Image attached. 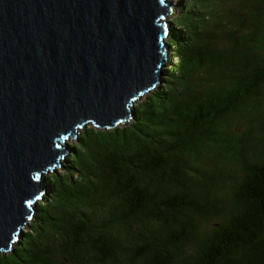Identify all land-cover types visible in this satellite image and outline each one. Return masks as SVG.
I'll return each mask as SVG.
<instances>
[{"label":"trees","instance_id":"16d2710c","mask_svg":"<svg viewBox=\"0 0 264 264\" xmlns=\"http://www.w3.org/2000/svg\"><path fill=\"white\" fill-rule=\"evenodd\" d=\"M170 31L160 88L82 132L0 264H264V0H186Z\"/></svg>","mask_w":264,"mask_h":264},{"label":"water","instance_id":"95a60500","mask_svg":"<svg viewBox=\"0 0 264 264\" xmlns=\"http://www.w3.org/2000/svg\"><path fill=\"white\" fill-rule=\"evenodd\" d=\"M172 13L168 0H0V251L61 167V143L127 121L156 88Z\"/></svg>","mask_w":264,"mask_h":264},{"label":"rangeland","instance_id":"374dc122","mask_svg":"<svg viewBox=\"0 0 264 264\" xmlns=\"http://www.w3.org/2000/svg\"><path fill=\"white\" fill-rule=\"evenodd\" d=\"M168 1L170 3L171 10L173 11V13L170 14V15H167L166 18H165L166 19V22H167V36L165 37V40L167 42L169 40L170 32H171L170 31V26H171L172 22H174V20L177 18V15L179 14V12H181V6L185 5V3H186V0H168ZM175 27H176V29L177 28H180V29L183 28V26H181V25L179 26L177 24H176ZM171 53H172V50L168 48V50L166 52V54H167L166 64L163 67L164 68V73H162L160 75L161 78L166 75L167 66H169L172 63L177 62L176 57L172 56V58H171ZM160 83H161V80L157 84L156 88H160V86H159ZM144 98H145V94L144 95L142 94L141 97L137 98L134 101L133 106L136 105L138 102L142 101ZM132 107H131V109L133 110L134 107L133 108ZM129 121H131V117L127 120V122H129ZM124 123H126V121L119 122L118 124H124ZM88 127H99V126H96L93 122H87V123H85L83 126H81L77 130V132H76V138L75 139H73L71 137H68L67 139H65L66 140V144H64L63 142L61 143L62 146H64V148L66 150L65 151L66 152L65 153V156H63V158L60 159V161H59L60 164H62L61 167L55 166L53 169H50L49 171L44 172L43 179L46 176H48V175H51V174L53 175V174H56V173L61 174V173H65L68 170V169L66 170V165H69V160L67 158L68 157L67 154L72 151L71 146H73V145H75V144L78 143V138L80 137V135L82 134V132L85 129H87ZM73 137H75V135H73ZM72 177L73 178H76V174L75 173L72 174ZM43 185H44V188H45L46 192L44 194H42V195L45 196V198L43 197V198L37 199L35 201V203H34V213L31 216V219L28 221V223L25 226L22 227L21 233H20V236L19 237H23L25 233H29V232L32 231L31 224L34 221V216L36 214V207H37V205L38 204H44L46 202V198H51L52 191L51 190L48 191V188L50 189V187L48 185H45L44 182H43ZM15 245L16 244L14 242L13 245H12V247L10 248V250H12ZM10 250L5 251V252H9ZM2 252H4V251H2Z\"/></svg>","mask_w":264,"mask_h":264},{"label":"bare ground","instance_id":"6f19581e","mask_svg":"<svg viewBox=\"0 0 264 264\" xmlns=\"http://www.w3.org/2000/svg\"><path fill=\"white\" fill-rule=\"evenodd\" d=\"M139 97H141V96H139ZM60 159H62V157L60 158ZM60 161V160H59ZM60 163V162H59ZM62 165V164H61Z\"/></svg>","mask_w":264,"mask_h":264},{"label":"clouds","instance_id":"9594fccd","mask_svg":"<svg viewBox=\"0 0 264 264\" xmlns=\"http://www.w3.org/2000/svg\"><path fill=\"white\" fill-rule=\"evenodd\" d=\"M167 50L165 51V54H166Z\"/></svg>","mask_w":264,"mask_h":264}]
</instances>
